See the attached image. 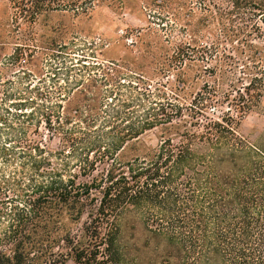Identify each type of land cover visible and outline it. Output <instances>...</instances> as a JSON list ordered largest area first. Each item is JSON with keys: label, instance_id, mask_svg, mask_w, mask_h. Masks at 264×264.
I'll use <instances>...</instances> for the list:
<instances>
[{"label": "trees", "instance_id": "obj_1", "mask_svg": "<svg viewBox=\"0 0 264 264\" xmlns=\"http://www.w3.org/2000/svg\"><path fill=\"white\" fill-rule=\"evenodd\" d=\"M9 1L16 32L43 12L77 17L93 4ZM197 1L218 15V35L231 49L194 35L182 47L202 84L188 103L150 101L115 64L84 60L54 74L47 93L21 82L4 92L1 130L6 142L12 135L23 145L0 149L3 166H14L9 175L0 168V195L15 198L9 211L0 201V264H264V129L253 141L238 133L264 98V0H228L226 9ZM39 59L23 45L8 58ZM186 68L177 90L189 82ZM33 121L62 148L49 149L38 128L39 140H29ZM155 130L157 145H142ZM62 217L69 227L48 228ZM134 225L156 244L155 259H140L133 235L125 236Z\"/></svg>", "mask_w": 264, "mask_h": 264}, {"label": "rangeland", "instance_id": "obj_2", "mask_svg": "<svg viewBox=\"0 0 264 264\" xmlns=\"http://www.w3.org/2000/svg\"><path fill=\"white\" fill-rule=\"evenodd\" d=\"M199 2L197 0H93L91 8L84 15L74 17L65 11L43 12L32 23L19 21L20 28L16 32L12 22L11 3L9 0H0V115L5 114L4 92L10 87L15 90L20 89L21 82L24 86L28 85L30 87L28 89L38 88L39 91L43 90L47 93L50 91L54 74L63 73L77 60H84L86 63L115 64L124 75L140 80L123 77L126 83L132 81L134 86L146 87L152 97L150 101L165 102L166 99L174 101L175 98L179 104L184 100L188 103L202 84L194 80V63L189 60L192 54L186 49L182 51V47L186 48L194 35L202 44L207 45L215 40L216 36L221 46L226 45L228 50L231 49L218 35L215 25L218 15L202 12L199 9ZM214 3L222 9L228 7V0H215ZM23 30L29 31L25 34L29 33L30 41L22 37ZM224 34L225 36L231 34L229 27ZM51 44L57 45V48L48 49ZM21 45L29 53L32 52L34 57H40L37 64L32 65L26 60H21L20 63L13 65L8 60L15 47ZM180 51L182 53L179 60ZM184 67L190 68L187 71L189 82L185 90L180 91L179 88L177 90L176 79L178 80V71ZM24 73L27 74L26 79L23 77ZM143 83L146 85H142ZM225 109H218L219 112L215 113L220 116V111L223 112ZM33 124L27 135L29 140H39L42 136L49 149L58 151L62 148L59 138L50 137L43 124L38 127H35V121ZM1 127L3 126L0 125V149L5 145L6 147L23 145H18L15 142L18 139L12 135L14 142H6L7 132L1 130ZM37 128L40 137L33 134ZM263 129L264 98L260 109L252 111L242 121L238 133L253 141ZM158 136V131L155 130L145 134L140 141L145 147H155ZM3 165L0 158V168L3 173L9 175L14 171V166ZM14 199L11 194L0 195V201H4L7 211L14 206ZM69 224L62 217L59 223H55L52 219L47 226L49 229L55 227L62 230L64 227H69ZM130 234L133 235V242L138 249L140 259L145 254L148 259H155L153 249L156 244L152 239L148 240L150 236L138 225H134L132 231L126 229L125 236L129 238ZM146 240L149 242L148 247H145ZM161 253L162 251L159 250L156 255L158 262Z\"/></svg>", "mask_w": 264, "mask_h": 264}]
</instances>
